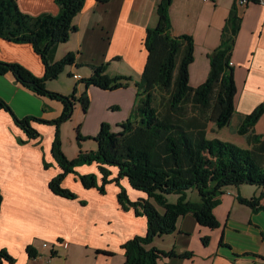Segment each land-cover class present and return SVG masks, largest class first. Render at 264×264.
Returning a JSON list of instances; mask_svg holds the SVG:
<instances>
[{
	"label": "crops",
	"instance_id": "crops-1",
	"mask_svg": "<svg viewBox=\"0 0 264 264\" xmlns=\"http://www.w3.org/2000/svg\"><path fill=\"white\" fill-rule=\"evenodd\" d=\"M159 1L86 0L74 18L78 29L68 41L59 44L56 56L59 54L60 58L73 51L80 54L78 64L83 60L91 62L94 58L84 59L87 45L96 48L92 53L103 57L105 62H117L113 66L115 72L110 75H129L138 81L148 56L144 39L148 28L158 23ZM248 1L239 6L242 25L231 58L237 92L235 113L228 126L236 120V134H239L237 129L242 117L264 103V0ZM17 2L23 12L31 15L60 11L56 0ZM235 3L237 0H173L170 6L172 34L191 35L195 41V59L190 65L192 86L207 79L209 54L219 46L226 18ZM0 59L21 63L39 77L45 73L41 56L29 43L0 37ZM77 66L73 64L67 67L68 74L63 72L57 79L48 80L47 87L71 93L78 80L68 75L79 74L80 81L83 75H88L78 71ZM79 84L78 93L87 89L90 97L89 109L85 112L79 109L83 117L79 124L83 137L95 136L103 122L110 123L116 130L117 124L129 117L136 98V85L131 83L127 87L107 90ZM0 97L19 116L36 115L46 119L57 117L62 111L60 103L36 94L19 83L11 72L0 74ZM46 107L49 114L43 111ZM63 127L62 124V147L69 158H76L80 148L87 151L97 148L95 140H79L78 134L74 139H66ZM210 127L214 130L213 123ZM41 128L46 134L43 145L41 137L21 144L18 137L27 138L26 134L9 112L0 110V187L3 194L0 249L8 250L16 258L15 263L3 259L2 264H127L122 244L135 235L146 233V216L137 215L134 209H122L117 197L120 188L115 183L108 184L106 193L102 194L96 188H84L69 174L65 184L68 181L70 188L83 195L78 192L79 198L71 200L55 194L49 182L61 171L52 154L56 127L42 125ZM254 129L264 136V114ZM242 138L246 145V138ZM44 159L50 163L49 168L45 167ZM77 168L82 173L98 172L96 163ZM122 184L132 200L146 196L134 189L127 179H122ZM261 190L251 184L226 188L214 208L220 222L216 228L201 225L191 214L180 217L177 229L157 237L152 245L166 251L174 249L178 254H193L185 258H163L160 264H264V211L253 210L237 199L238 194L251 197L259 195ZM83 199H87L85 203ZM35 240H40L42 245L35 246ZM44 242H53V245L45 247ZM28 245L35 249L36 256L29 255ZM98 249L113 254L97 252Z\"/></svg>",
	"mask_w": 264,
	"mask_h": 264
},
{
	"label": "trees",
	"instance_id": "trees-1",
	"mask_svg": "<svg viewBox=\"0 0 264 264\" xmlns=\"http://www.w3.org/2000/svg\"><path fill=\"white\" fill-rule=\"evenodd\" d=\"M107 1V0H102ZM258 1V0H252ZM86 0H56L58 14L31 15L23 12L17 0H0V37L29 43L41 56L45 65L42 77L18 62L0 60V74L13 73L16 80L40 96H49L63 102L62 114L54 120L35 116L18 117L11 105L0 97V110L9 112L28 139L40 135L32 122L55 124L52 154L61 171L49 182L51 190L60 196L76 198L64 186L66 177L75 174L86 189L96 188L102 194L106 186L115 183L124 210L134 209L137 215L147 218V231L135 235L122 244L127 264H160L167 257L192 256L193 252L176 253L153 246L157 237L173 233L180 217L191 214L204 226L220 225L214 208L220 203L226 188L251 184L261 187L259 195H237L240 203L253 210L264 211V136L255 132V124L264 114V103L244 115L237 132L245 136L249 147L220 138H208L210 124L223 128L230 125L235 113L237 92L234 67L230 64L237 35L242 25L239 4L235 3L226 18L220 44L210 54L207 79L194 87L190 83V65L195 59V41L191 35H173L170 6L173 0H160L157 5L158 23L147 30L144 45L147 61L140 79L136 82V98L129 117L118 123L114 130L103 122L99 132L92 137L97 142L94 150H80L76 158H69L62 147L61 125L73 113L76 102L84 111L90 107L87 89L78 95L77 85L70 95L52 91L47 81L56 79L67 65L77 64L76 53L68 52L56 60L59 44L69 40L78 29L74 18ZM106 64L93 65V73L83 78L85 87L91 85L116 90L129 85L128 76H109ZM83 136L78 127V139ZM26 142L27 140H21ZM96 163L98 172L79 173L75 168ZM46 168L49 163L44 161ZM122 179L146 194L132 200ZM196 190L199 199L188 198V191ZM169 194H178L170 202ZM3 194L0 187V209ZM157 205L163 207L160 212ZM207 241V239H204ZM30 256L35 249L28 245ZM97 252L113 254L108 250ZM3 259L15 263L16 258L6 249H0Z\"/></svg>",
	"mask_w": 264,
	"mask_h": 264
},
{
	"label": "rangeland",
	"instance_id": "rangeland-1",
	"mask_svg": "<svg viewBox=\"0 0 264 264\" xmlns=\"http://www.w3.org/2000/svg\"><path fill=\"white\" fill-rule=\"evenodd\" d=\"M97 49L96 48H89L87 45H85V47H84V51H85V55H84V59L85 60H90L91 58H94L91 62H87V61H84L83 60V63L82 62H80L79 64L77 63V69H78V71H83L85 74H88V75H83L84 76V78H87V77H89V76H91L92 75V73H93V65H101V64H106V74H108L109 76H111V77H113L112 75H110L112 72H115V70L113 71V66L114 65H116V64H114V63H117V62H108V61H104L103 60V57H98V56H95L93 53H92V51H96ZM76 53V56H77V59H78V57H79V53H77V52H75ZM67 54V53H66ZM66 54H64V55H60V56H62V57H60V58H58L59 57V54L56 56V60H60V59H62ZM1 60V59H0ZM4 61V60H3ZM77 61V60H76ZM8 62V61H7ZM209 63H210V59H209ZM73 64H70V65H67L66 66V68L64 69V71L63 72H66V74H68V70H67V67H70V66H72ZM25 66V65H24ZM87 70L89 71V73H86L87 72ZM210 70V69H209ZM62 72V73H63ZM91 72V73H90ZM61 73V74H62ZM110 73V74H109ZM13 74V73H12ZM60 74V75H61ZM209 74V73H208ZM75 75L76 74H74V75H68V77L69 78H71V79H77L78 80V84L79 83H81V84H83L84 86H85V84H84V82L82 81H80L79 80V78H76L75 77ZM116 76H118V75H116ZM122 76H124V75H122ZM125 76H128V77H130L129 75H125ZM131 79H130V81H129V84H134V79L132 78V77H130ZM57 79V78H56ZM76 80V81H77ZM137 82V81H136ZM136 82H135V84L134 85H136ZM76 83V82H75ZM76 83V84H77ZM77 84V85H78ZM81 84H79V85H81ZM83 86V87H84ZM52 91H54V90H52ZM74 91V90H73ZM72 91V92H73ZM79 91H80V89H79ZM136 91H137V89H136ZM56 92H58V91H56ZM71 92V93H72ZM84 92V91H83ZM83 92H79L78 93V95H80L81 93H83ZM59 93H62V92H59ZM71 93H69V94H65V93H62V94H65V95H70ZM45 97H48L50 100H52V101H55V102H57V103H60L61 105H62V111H61V113L57 116V117H52V118H44V117H39V118H42V119H45V120H54V119H56V118H58L61 114H62V112H63V109H64V104H63V102H61L60 100H58V99H55V98H50L49 96H45ZM12 107V106H11ZM12 109H13V107H12ZM79 109L82 111V112H85L84 110H83V108H82V105H81V103L78 101V102H76V104H75V107H74V110H73V113H72V116L67 120V121H65L64 123H63V125H64V127H63V132L65 133V137H66V139H69V138H75V136L78 134V127H80V125L79 124H81V122L83 121V117L81 116V113L79 112ZM13 111H14V109H13ZM43 111H44V113H47V114H49V111H48V109H47V107L45 108V109H43ZM15 112V111H14ZM15 114L18 116V117H20V118H23V117H26V116H35V117H38V116H36V115H26V116H19L16 112H15ZM84 116H86V115H84ZM13 117V116H12ZM74 121L77 123V124H75L74 123ZM15 122V121H14ZM236 120H234L233 121V123H232V125L231 126H227V127H223V128H217V126L215 125H213V127H214V130L209 126L208 127V130H207V136H208V138H220V139H223V140H227V141H230V140H232V142H234V143H236V144H239V145H242V146H248V144H247V142H246V145H245V143L243 142V139L244 138H242L243 136H241V134H236L235 132H234V128H235V126H236ZM16 124V123H15ZM32 124L38 129V131H39V133H40V135L38 136V138L39 137H41L39 140H40V144L41 145H43L42 143V140H43V138L45 139L46 138V134H45V131L41 128V126L42 125H44V126H54L55 127V124H51V123H47V122H32ZM17 125V124H16ZM38 126H40V128H38ZM62 126V125H61ZM22 130V129H21ZM23 131V130H22ZM24 132V131H23ZM81 132V131H80ZM24 134H25V132H24ZM81 135H82V133H81ZM83 136V135H82ZM86 136V135H85ZM89 137H92V136H90L89 135ZM245 137V136H244ZM19 138V143H21V144H24V143H29L30 141H32V140H36V139H28V138H21V137H18ZM37 138V139H38ZM84 138H88V137H83V139ZM89 139H93V138H89ZM21 140H27L26 142H22ZM93 140H95V139H93ZM96 141V140H95ZM78 146V145H77ZM76 146V147H77ZM42 149H43V146H42ZM82 148H80V150H81ZM83 150V149H82ZM44 161H46V159H44ZM47 163H49L48 161H46ZM84 165V164H83ZM88 165H91V164H88ZM49 167H50V163H49ZM48 167V168H49ZM78 167V166H77ZM75 168L79 173H82L78 168ZM88 173H90V172H88ZM97 173V172H96ZM72 175H73V178L75 179V178H77V179H79L75 174H73V173H71ZM82 174H85V173H82ZM65 181V180H64ZM80 181V180H79ZM64 184H65V182H64ZM67 184H69V182L67 181V183L64 185V186H66V187H68V188H70ZM73 185V184H72ZM234 187H236V186H234ZM247 187V186H246ZM73 192H75L76 193V195H77V197L76 198H67V197H64V198H67V199H71V200H74V199H78L79 198V193H80V195H83V193H81L80 191H76V190H74V189H72V188H70ZM254 189V188H253ZM194 190V189H193ZM193 190L191 189V190H189L188 191V198L189 199H191V200H193V201H197L198 199H199V196H198V192L195 190L194 192H193ZM79 192V193H78ZM63 197V196H62ZM178 197H179V195L178 194H169L168 195V199H169V201L170 202H176L177 200H178ZM87 200V199H86ZM86 200L85 199H83L82 201L85 203L86 202ZM157 207H158V209H159V211L160 212H164V209H163V207L162 206H160V205H157ZM144 216V215H143ZM34 244H35V246H38V247H40L41 245H42V242L40 241V240H35L34 241ZM53 245V242H49V247H51Z\"/></svg>",
	"mask_w": 264,
	"mask_h": 264
},
{
	"label": "built area",
	"instance_id": "built-area-1",
	"mask_svg": "<svg viewBox=\"0 0 264 264\" xmlns=\"http://www.w3.org/2000/svg\"><path fill=\"white\" fill-rule=\"evenodd\" d=\"M237 2H238L239 5L243 6V5L247 4L249 1L248 0H237ZM230 64L233 65V61L232 60L230 61ZM75 77L81 79L79 74H76ZM43 246L48 247L49 244L47 242H44Z\"/></svg>",
	"mask_w": 264,
	"mask_h": 264
}]
</instances>
